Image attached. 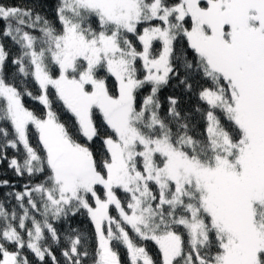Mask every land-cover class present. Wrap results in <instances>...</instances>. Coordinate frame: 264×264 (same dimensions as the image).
<instances>
[{
    "label": "snow or ice",
    "instance_id": "6c2138e0",
    "mask_svg": "<svg viewBox=\"0 0 264 264\" xmlns=\"http://www.w3.org/2000/svg\"><path fill=\"white\" fill-rule=\"evenodd\" d=\"M0 24V162L29 178L0 264H264V0L0 3ZM173 79L191 108L163 107Z\"/></svg>",
    "mask_w": 264,
    "mask_h": 264
},
{
    "label": "trees",
    "instance_id": "16d2710c",
    "mask_svg": "<svg viewBox=\"0 0 264 264\" xmlns=\"http://www.w3.org/2000/svg\"><path fill=\"white\" fill-rule=\"evenodd\" d=\"M0 3L9 6H18L21 8L34 9L35 11L40 12L42 15L47 16L49 19H55V6L57 0H0ZM0 27H2V24H0ZM2 42L5 45L6 51L10 53V58L11 56H14L18 53V47L13 45L10 40L5 39ZM6 70L9 73L15 71V67L11 65V59H9L6 65ZM148 90L149 89L146 87L144 89V93L147 94ZM159 96L161 103L165 109L167 108L168 96H175L179 100V106L183 109L191 108L196 102L195 97L192 96L190 93H187L183 89V86H179L178 81L176 79L171 80L170 84L167 87L162 88L159 93ZM25 102L26 106L30 108L42 107L38 104L37 101H33L30 98H26ZM31 142L34 145L36 143L34 138ZM15 154V150H8L9 158H11ZM4 180L9 181V185L0 186V202H3L5 204V207L11 210L13 207L16 206L17 202L14 199V196L9 194L15 193L17 191H22L23 186L26 183H29V178L27 177V175H25L24 177L17 176L15 172L8 167L7 161H4L0 162V181ZM71 224L73 227L82 230L83 235L89 242V245L94 244V237L92 235L94 232V228L86 215H77L75 218L72 219ZM60 227H67V225H60ZM53 248L57 257L60 258L59 247L57 245H53ZM148 250L150 254L155 255L156 248L155 245L151 242L148 243ZM119 251L122 262L126 261V250L123 247H120Z\"/></svg>",
    "mask_w": 264,
    "mask_h": 264
}]
</instances>
